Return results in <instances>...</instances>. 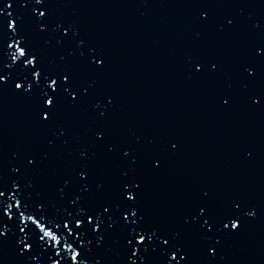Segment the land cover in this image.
Segmentation results:
<instances>
[{"label": "snow or ice", "instance_id": "obj_1", "mask_svg": "<svg viewBox=\"0 0 264 264\" xmlns=\"http://www.w3.org/2000/svg\"><path fill=\"white\" fill-rule=\"evenodd\" d=\"M192 9V49L185 53L187 81L212 83L225 76V58L197 52L209 32L224 41L244 17L261 39L234 65L239 91L231 82L212 100L222 112L242 104L264 113V15L246 9L259 0H183ZM147 6L150 0H140ZM0 95L29 109L32 124L45 132L32 146L0 156V262L2 264H223L225 246L239 241L264 212L237 192L212 182L188 184L178 210L161 218L148 205L150 183L166 178L183 151L170 134L146 135L134 127L117 133L119 98L103 87L111 57L84 31L73 11L58 18L63 0H0ZM18 6L15 17L5 10ZM239 5L218 21L217 6ZM25 13L44 47L55 38V69L25 32ZM34 18V19H33ZM6 21V28H5ZM229 80L231 78H228ZM87 116L85 126L79 122ZM245 161L254 149L235 146ZM2 152V146H0ZM50 185L46 186L47 178ZM104 253L112 256L105 258Z\"/></svg>", "mask_w": 264, "mask_h": 264}, {"label": "water", "instance_id": "obj_2", "mask_svg": "<svg viewBox=\"0 0 264 264\" xmlns=\"http://www.w3.org/2000/svg\"><path fill=\"white\" fill-rule=\"evenodd\" d=\"M57 2L53 0L54 4ZM63 2L64 6L54 8L55 15L66 18L75 11L81 28L110 54V72L103 87L119 98L116 132L134 127L149 136L174 135L183 144L168 176L151 181L149 207L161 218L167 216L179 209L184 187L198 182L215 183L224 193L237 192L257 206H264V113H251L242 104L225 113L212 100L215 90L226 81L239 91L234 65L261 39L249 30L246 19L239 17V30L227 40L220 41L209 32L204 46L195 49L220 54L226 61L223 79L195 84L187 81L183 72L185 53L193 50L192 9L183 0H150L147 6L140 0ZM238 7L217 6V20L235 14ZM8 11L15 17L21 10L14 5L5 10V15ZM246 11L254 17L264 15V0ZM25 32L32 37L33 46L42 51L45 62L52 61L55 69L61 54L55 38L44 47L43 40L34 35L27 13ZM258 73V83L264 86V66L258 68ZM79 122L86 126L89 120L81 116ZM44 135L32 124L26 106L10 93L0 95V156L5 166L12 151L30 147ZM241 141L254 149L251 161L237 155L235 146ZM50 180L47 178L46 186ZM104 256L108 259L112 254ZM225 257L223 264H264V212L239 241L225 246Z\"/></svg>", "mask_w": 264, "mask_h": 264}]
</instances>
